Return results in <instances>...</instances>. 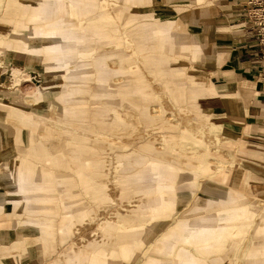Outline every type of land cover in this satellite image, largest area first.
I'll use <instances>...</instances> for the list:
<instances>
[{"label":"rangeland","instance_id":"374dc122","mask_svg":"<svg viewBox=\"0 0 264 264\" xmlns=\"http://www.w3.org/2000/svg\"><path fill=\"white\" fill-rule=\"evenodd\" d=\"M96 1L102 5L99 10L104 15L66 16L67 27L75 30L91 26L93 16L96 23L105 21L106 27L100 28L98 35L88 37L93 49L91 61H82L74 51V63L66 66L68 73L73 70L74 74L65 79L61 54L46 55L40 42L32 55L22 54L14 47L23 35L38 36L43 31L45 21L29 20L30 15L38 13V4H42L40 8L44 6L46 19L50 20L59 1L48 0L44 4L40 0H0V76L7 77V84L16 91L5 92L6 83L0 87V108L9 110L7 105L13 99L28 107L10 108L19 116L5 121L9 141L0 145V171L20 165L19 155L25 152L28 134L37 149L40 143L45 145L47 155L36 162L52 171L56 180L49 194L40 192L49 205L43 214L25 215L22 210L6 218L5 211L0 210V264H50L56 257L52 264H76L80 260L72 261L71 253L82 257L86 250L95 252L102 246H119L116 249L121 264H147L150 257L160 260L163 257L158 253L168 252L165 247L172 251L174 246V250L183 247L196 256L198 264H256L264 259L262 255L250 254L260 247L258 240L264 241V233L258 237L256 232L264 223V183L249 181L235 169L233 140L238 142L240 130L236 137H230V128L224 129L229 121L222 110H215L219 114L215 116L217 122L204 119L219 105L220 97L200 74L199 66L177 54L176 49L172 51L170 41L164 50L157 45V30L167 27L169 32L174 20L165 17L160 8L141 5V0ZM115 4L122 9L116 10ZM131 17H136L135 23L129 22ZM136 24L140 31L135 29ZM14 31L18 33L17 41L10 36ZM83 70L89 72L88 77H83ZM195 78L200 84L193 90ZM53 104L57 105L50 118ZM17 130L22 133L21 142ZM166 167L177 172H161ZM224 171L227 176L218 180ZM83 176L89 183L83 184ZM140 177L143 179H135ZM65 178L76 181L67 191L61 182ZM160 178H165L172 190H163ZM9 187H13L12 182L0 176V201L6 202L11 196ZM209 195L223 200V206L210 211L203 207L202 201H208ZM170 200L174 202L172 211L151 209ZM7 206L11 211L12 205ZM243 206L257 216L249 225L233 227L242 236L229 257V237L222 242L220 253L199 252L200 255L198 248L204 242L194 245L182 241L183 237H196L195 229L177 231L169 237L170 227L180 219L190 223L201 216L215 220V216H207L215 212L219 221L225 220L235 208ZM138 210L141 213L137 214ZM135 216V221L141 223L134 225L140 229L131 238L136 240V247L128 248L124 254L126 243L121 242L117 230L133 226L128 224L134 222ZM26 219L49 226L46 237L50 238L51 248L44 254L38 243L43 233H30L28 239L24 238L28 248L17 251L7 262L1 252L12 244L11 227L34 228L19 223ZM6 220L11 222L10 228L2 225ZM111 222L118 223L117 230H110ZM210 245L216 246V241ZM156 246L160 248H153ZM167 260L168 264L175 262L174 257ZM83 264L91 263L86 260Z\"/></svg>","mask_w":264,"mask_h":264},{"label":"crops","instance_id":"0c3cea01","mask_svg":"<svg viewBox=\"0 0 264 264\" xmlns=\"http://www.w3.org/2000/svg\"><path fill=\"white\" fill-rule=\"evenodd\" d=\"M198 1L199 2H195V0H141V5L160 8L163 10L165 17L174 20L172 26L169 28L167 39L171 43L172 51L173 48L176 49L177 54L184 56L189 62L197 64L200 74L205 77L207 83L209 82L213 85L214 90L220 97L219 105L213 108V111H210L209 114L206 113L203 116L204 119L207 121L211 119L216 121L215 116L219 114L215 113V110H222L223 114L227 117L226 120L229 121L225 123L226 126L224 129L230 128V137L232 138L233 135L236 137L239 133L238 130H240L239 135H241V137L238 142L233 140L236 147L235 155L237 158L235 169L240 173H244L246 179H249V181L264 183V91L256 78L262 46L256 42L257 37L255 33L250 30L248 23L240 15L241 0ZM181 61L187 64L186 61ZM196 80L195 78L193 80L194 82H192L193 85L191 87L193 90L195 89L194 87L200 84V82ZM197 96L198 98L200 97L199 94H197ZM204 98L205 97H203L202 100ZM199 118H202L201 113H199ZM237 125L240 126V128H238ZM219 135L223 134L221 133ZM73 160H75L74 156ZM226 176L227 172L224 171L217 179L219 180L221 178L224 180ZM135 179L140 180L143 178L140 177ZM162 179L165 178H160V183L164 184ZM81 181L83 184L89 183L86 176L81 177ZM71 183H76V181L70 182V184ZM209 196L210 198L208 201H202L204 203L203 207L205 206L210 211L217 209L219 206H223V200H219V198L213 195ZM226 197L231 199L228 194ZM170 201L172 202L171 208L173 209L174 202L173 200ZM0 203L2 204L3 202L0 201ZM230 203L233 204V202ZM158 207L159 205H153L151 209L156 210L159 209ZM200 207L201 205L198 204V208ZM24 211L25 210H23V212ZM136 213L139 214L141 212L138 210ZM25 215H29V213L26 211ZM207 216H215V220L212 218H203L201 216L197 218L196 221L190 223L184 219H180L170 227L168 233L170 235L169 237H172L173 233L175 235L177 231L183 233L184 231L195 229L196 237H183L182 241L194 245L198 243L200 245V243L204 242V244L200 245V248H198V254L199 252L205 254L213 251L214 253L216 251H222L220 246L222 242L229 237L231 239V244L226 254V256L229 257L234 254L235 247L240 243L242 236V232L238 229H233V227L237 225L242 226L244 224L249 225L257 214L251 210H246L245 206H243L235 208L230 213V217L225 220L219 221L216 218L215 212ZM136 217L137 216L134 217L133 223L141 225V223L135 221ZM198 220H201L203 223ZM208 220L213 222V227L209 228V231H207L205 226ZM24 221L27 222L28 219ZM38 227L39 229L37 232H32L31 230L30 232L27 231V235L24 238L29 236L30 233H43V235H40L38 243H40V247L43 248V253L47 254L46 252H49L51 248L50 238L48 239L46 237L49 226H41L38 224ZM11 229L14 231L13 228ZM142 232H144V230ZM256 232L258 233L257 235H259L258 237L263 235L264 223L256 229ZM26 239H28V237ZM214 241H216L217 245L211 246L210 242ZM121 242L126 243L124 247L127 249L136 247V240ZM34 243L35 245L37 244L36 241H34ZM26 245V241H24L22 247L23 251L24 248H28V245ZM257 246L260 247L251 251L250 254L252 256L256 254L264 256V241L258 240ZM164 247L165 246L161 245V248ZM110 248L102 246L99 251L95 252L93 250L92 252L86 250L84 256L77 258L76 256L73 257L71 253V260L77 261L79 259L80 261L76 264H83L86 260H89L91 264H121L118 263L120 252L116 249L119 248V246L112 249ZM153 248L160 247L156 246ZM174 248L175 246L172 247L171 251L170 248L165 247V249L169 250L168 252L160 251L158 253L164 260L163 258L155 260L150 257L147 259V264H168L169 261L167 259L169 257L175 258L174 264H198L197 257L188 253L183 247H178L177 250H174ZM57 258L58 257L53 260ZM52 261L50 264H52ZM63 263L66 264L65 262ZM63 263L61 262V264ZM255 263L264 264V259L256 261ZM58 264H60V262Z\"/></svg>","mask_w":264,"mask_h":264},{"label":"bare ground","instance_id":"6f19581e","mask_svg":"<svg viewBox=\"0 0 264 264\" xmlns=\"http://www.w3.org/2000/svg\"><path fill=\"white\" fill-rule=\"evenodd\" d=\"M58 1H59L58 3L59 8L57 9L56 12H54L52 18L50 17L51 18L50 20L46 19V13H45L46 9H44V6L40 8V5L42 4H38L37 9L39 11L37 14L30 15L29 20L31 22L40 23L42 21H45V27L40 35L38 36L30 35L29 37L26 35H23L22 41H17L16 36L18 35V33L16 31L10 34V36L13 35L12 37L16 39L17 42L15 43L14 47H16V50H19L22 54L31 53L32 55V53H35L33 51V48L37 45L36 44L37 42L42 43L43 50L45 51L46 55H60L61 54L64 60L63 61L64 69L66 70L65 79H68V78H71V76L74 74L73 70H70L68 73V69L66 67L74 63L72 59V54L74 53V51H76L79 59L81 58L82 61L83 60L89 61L91 58L90 55H92L93 49L91 47L92 43L89 41L88 37L89 35L91 36L98 35V33H100L99 32L100 28L106 27L105 26L106 24H104L105 21H98L97 23L95 22V20L97 19H94V16L104 15V12L102 10H99V7H102V5H100L96 0H58ZM47 2L48 0H40L39 3L45 4ZM195 2H198V0H195ZM114 7L116 10L119 8L122 9L119 4H115ZM92 15L94 16H93L91 26L86 25L80 28L79 30H75L73 27H70V28L67 27L68 24H67V21L65 20L66 16H76L78 18L80 17L90 18L92 17ZM132 18L133 17H131L129 22L135 23L136 17H134L133 19ZM127 25H130V24L128 23ZM136 25L137 26H135V29L138 28V30L140 31L141 30L139 29L140 26H138V24ZM29 32L31 33L32 31L30 30ZM157 32L160 34V41L157 43V45L162 50H164L165 43L169 41L167 40L169 32L167 30V27H161L159 30H157ZM29 38L31 40H29ZM136 46L138 47V45ZM180 66H182V64H180ZM82 74H83V77L89 76V72H85L84 70ZM51 77L53 78V76ZM7 79L8 78L4 77L3 75L0 76V87H2L4 83L7 84V81H6ZM4 86L6 88L5 92H8V93L16 92L15 89L11 87L10 83ZM56 105L57 104H53L50 110V114L48 115L50 118L54 117L52 114L55 113ZM14 106L19 107V108H28L22 102H19L18 100H14V99L12 100V103L7 105V107H9V110L6 111L0 108V112H1L0 113V145L9 141V137L7 135L8 126H6L5 121L9 119L16 120V118L19 116L18 113H15L10 110V108L12 107L14 108ZM38 107L39 106H36L35 108H38ZM27 111L32 114V111H30L29 109ZM21 134H22L21 131L17 130L18 142H21V137H22ZM25 139H26L25 152L24 154L19 155L20 157H22V159L20 160V165L14 168L12 167L10 171H6V172L0 171V176L8 178V180L12 182L13 184V187L7 188V191L9 192V194H11V196L8 197L6 202H3V205L0 206V210L5 211L6 218L9 215L12 216L15 213H19L22 210L27 211L31 215L43 214L45 211L49 209V205L46 204L47 200L45 199L46 200L45 201L41 197L42 195L40 194V192L49 194V192L51 191L53 187V184L56 183L55 174L52 171H49L48 169H46L41 164H39V162H36V159L39 160V157L41 158L42 156L47 155L48 152H47L45 145L40 143L39 149H37L36 145L33 144V139L30 136H28V134H26ZM10 142H11V137H10ZM61 164L62 162L59 164V166H61ZM161 172L175 173L177 171H175L173 168L166 167L165 169H161ZM61 182L65 185L66 191H67V188L71 187V184H70L71 181L68 178L61 180ZM162 182L164 183V186L162 187L163 190H172L173 188L172 185L168 184L163 179H162ZM33 193H36V194L29 195ZM33 196L38 199H35V200L31 199ZM160 196H162L161 192H160ZM33 200L35 201V203H29ZM48 200L51 201L50 199ZM171 203H172L171 201L170 202L168 201L160 202V204L158 203L159 205L158 208H160L162 211L171 210L172 209ZM7 204L12 205L11 211H10V208L7 206ZM19 223L25 224L29 227H34V228L32 229H17L16 228L15 229L13 227L14 231L10 233V239L12 240V244L9 247V249L5 248L1 252L2 255H5L4 258L7 262L9 259L13 258L14 254L17 253V251H21L23 249L22 247L24 245V237L27 235V231L30 232L31 230L32 232H37L39 229L38 220H30L27 222L19 221ZM117 224H118L117 222H111L110 230H114V229L117 230ZM2 225L8 226V227L10 225L11 227V222L6 220ZM40 225L47 226L45 225L44 222H41ZM129 225H133V226H129ZM134 225H138V224L130 223L128 224L129 227L127 229L117 230L118 237L123 241L131 240V238L135 236L136 232L140 229L139 227H135ZM205 226L207 228V231H209L210 230L209 228L213 227V222L208 220L205 223ZM128 250L129 249L124 248L122 249V252L125 254L128 252Z\"/></svg>","mask_w":264,"mask_h":264},{"label":"built area","instance_id":"2783aa9c","mask_svg":"<svg viewBox=\"0 0 264 264\" xmlns=\"http://www.w3.org/2000/svg\"><path fill=\"white\" fill-rule=\"evenodd\" d=\"M240 15L256 35V42L262 46L256 78L264 91V0H241Z\"/></svg>","mask_w":264,"mask_h":264}]
</instances>
